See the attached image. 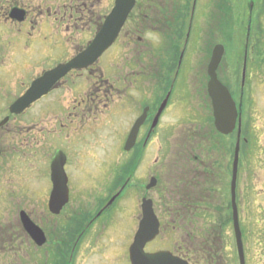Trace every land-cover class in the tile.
I'll return each instance as SVG.
<instances>
[{
	"label": "rangeland",
	"instance_id": "1",
	"mask_svg": "<svg viewBox=\"0 0 264 264\" xmlns=\"http://www.w3.org/2000/svg\"><path fill=\"white\" fill-rule=\"evenodd\" d=\"M167 1H170L171 9L177 10L179 14L181 13V10H183L180 7L181 0ZM188 1L191 3L192 0ZM187 5L188 2L183 3L181 6L186 8ZM177 6L178 8H176ZM242 14L244 26L241 32L236 33H239V35H233L232 33V35L223 36L230 38L236 35L237 44L234 45L236 48L230 46L227 49L220 73L229 86L237 104L240 102L242 82L245 81L243 130L248 144L243 147L241 153V183L238 191V206H240L246 262L247 264H264V63L261 64V61L264 60L263 0H258L255 12L256 23L259 26L257 33L249 29V35L251 33V36H247L248 13L242 12ZM168 19L171 22L174 16L170 15ZM148 31H150L148 35L146 37L144 35L142 42L138 43L140 47H145L144 50L134 49L133 44L128 47L127 40L133 36L130 33L129 35L123 33L109 54L97 63V73L95 71L93 73L84 72L81 76H75L69 83L72 90L61 86L33 107L27 113V117L25 115L15 116L18 118L16 120L21 119L28 125H40L33 131L27 132L21 138L22 143L14 141L11 137V132L8 130L11 126L8 123V128L1 131L0 146L3 150V156L0 159L1 232L10 234L11 229L14 233L20 231V217L23 214H20L21 210L29 212L35 221L41 223L44 227L46 225V229L52 231L49 243L42 247H38L29 238L17 241V249L15 250L17 255L3 258L0 260L1 264H124L123 259L128 260L127 250H125L124 255L122 249L125 243L118 241L123 222V217L120 216L126 217L129 214V219L123 222V225L129 229L128 243L131 245L141 219L143 192L138 189L140 174L137 172V153L129 154V159H126L127 153L121 146L124 142L122 140L125 127L130 120H134L140 115L134 107V102L142 94V85L136 82L126 85L123 79L129 78L132 72H136L137 75L139 66L142 68L146 66L151 68L149 70L150 80H146V86L153 88L157 86V82L162 86H166L175 78L177 64L174 61H176L178 52L181 55V51H178L180 49L176 50V48L173 49L170 46L171 36L174 37L175 45L182 44L184 39V36L174 33L175 29L170 34L165 32L160 34L157 30H150L149 27L144 29V32ZM214 40L216 39H211V41ZM137 42L139 41L137 40ZM4 43L7 44L0 41V103L10 105L13 102L9 95L12 92L11 88L17 87L12 95L14 97L20 93L22 94L29 84H25V86L19 83L20 79L12 77L14 73H8L10 77L5 75V71H9L10 67L16 72L24 68L21 67L20 62L15 63L20 59L17 58L10 46L3 47ZM164 44L167 47H163ZM193 44L194 47L190 46L186 52L183 51L182 55L187 59L183 73L178 75L180 78L178 79L177 95H179L178 98L176 96V101L178 109L182 112L180 123L175 128L174 134H165L162 146L156 145L149 155L151 159L159 158L160 161L157 167L160 171L157 177L160 178V182L165 185L166 189L171 187L173 179L164 177V163L172 155L191 157L189 149L193 146L187 143H191L197 138L203 144L200 149L194 147L195 154L200 158L203 155L205 156V146L209 140L212 141L211 144H214L212 151L210 150L212 146L206 150V156L209 158L224 152L231 154V159L234 156L236 135L226 138L217 133L213 121L210 122V108L206 96L196 94V92L201 91V81L206 80L204 77H206L207 65L216 42L210 48V39L204 40L203 37H198L193 41ZM245 44L248 45V53L243 51ZM11 53H13V56ZM246 53V73L243 77ZM47 54L45 52V55ZM62 54L66 57V52ZM19 56L24 57L22 54ZM167 58L172 60L171 63H165ZM126 59L130 61L129 72L123 65H120L122 62H126ZM45 62L46 67H51L57 63L53 55H50V57L45 56ZM3 65H5V68ZM190 65L191 67L194 66L195 72L191 73L190 78L184 79L185 72L186 75L190 72ZM100 70L107 73L108 77L115 81V84L117 82L125 87L120 86L122 92L115 95V103L117 100L119 102L113 108L115 115L111 118H109V110L106 106L108 102L102 99L103 93L98 92V89L94 88L92 83L93 80L95 81V73L99 78ZM80 72L78 74H81ZM194 83H196L195 86L192 85ZM7 91H9L8 94ZM184 92L185 95L190 92L193 94L190 102L187 100L180 101L184 97ZM147 97H150V92H147ZM182 103H184L183 106ZM44 105L45 109L48 110L41 112L40 109ZM2 113L0 121L7 117L5 110ZM127 115L129 120L126 121L125 117ZM203 120L208 123L205 129L200 126L201 123H204ZM177 121H179V115H177ZM95 129L97 131L93 133ZM183 140L185 144L181 143ZM217 143L225 145V151L224 149L223 152L220 151L217 148ZM178 146L179 148H177ZM68 147H71L72 154L82 152L81 155L85 153L87 158L77 157L76 162H73L75 164L70 165L68 170L66 169L69 172L70 184L72 183L73 186H71L72 199L70 205L58 217L54 218L49 215L45 202L52 188L51 184L47 187V180L50 177L48 178L46 173L48 170L50 176V161L58 150L65 149L67 155L71 156ZM25 165H27L26 170H28L27 177L20 178L14 167L19 166L22 168ZM87 165L90 175L81 179L80 176L76 175L79 170L77 169L75 173L76 168L74 166L83 168ZM8 167L9 172L5 169ZM104 167L111 174V177L108 176L107 180H103L104 182L98 181L99 173L103 174L99 169L103 170ZM88 170L86 169V172ZM132 174H135L134 179L131 180V183L134 184L133 189L124 191L126 192L124 196L122 194L121 199L111 206V210H108L109 213L107 214L109 216L98 222L95 228L96 231L100 230L102 223L109 222L104 225L106 232L110 231L109 238L106 235L104 237L110 243L118 241L117 244L104 246L101 249L99 243L93 237H84L78 245L77 252L69 260L68 252L74 247L75 231H77L79 225H85L87 223L85 221L94 217L95 213L113 197L112 195L123 187L122 183H125ZM195 177L197 178L192 185L194 190H187L186 194L179 195V198L181 196L185 197L184 199L180 198V200L187 201L190 205H192L190 203L192 201H203V204L207 202L211 205L208 221H205L202 215L196 218L188 217L191 218L188 226L194 228L193 239L195 242L201 240L204 228L209 229L210 234H214V236H210V239L215 242L216 249L203 258L199 254H194V264H240L232 223L228 221L232 215L229 177H227L228 180L225 185L222 182L220 185L217 179L205 175L196 174ZM48 182H50V179ZM144 183L148 184L149 179ZM85 184H88V187ZM210 185L213 188H210ZM217 185L218 189L216 191L215 187ZM156 190L157 188L149 194L155 195ZM91 191L92 193L89 194ZM101 195L103 196L98 200ZM163 200L165 203L164 209H166L170 202L166 197ZM84 201L87 202L86 206ZM98 203H101L100 206L95 207ZM222 205L226 208L221 209ZM114 213H116V216ZM188 218H185L186 222ZM167 229L161 236L160 241L153 242L148 251L173 246L176 236H167ZM60 233L63 243L59 238ZM103 241L104 238H101V242Z\"/></svg>",
	"mask_w": 264,
	"mask_h": 264
},
{
	"label": "flooded vegetation",
	"instance_id": "2",
	"mask_svg": "<svg viewBox=\"0 0 264 264\" xmlns=\"http://www.w3.org/2000/svg\"><path fill=\"white\" fill-rule=\"evenodd\" d=\"M187 2L188 5L186 6V8L181 6L183 3L186 4ZM114 3L115 0H0V41L7 43V44L4 43L3 47L10 46V48L14 51L17 58L20 59L15 61V63L20 62L22 64L21 67L24 68L16 72L10 67L9 71H5V75H7V77H10L8 73H14L12 77L13 78L17 77L18 79H20L19 83L24 85L25 84L31 85L32 82L38 77L42 76L45 73V71L51 70L54 67L58 66L59 64L68 62L78 53L82 52L84 49L87 48V46L95 36L96 32L101 27L104 19L113 9ZM257 4H258V0H203V3L199 2V0H193L192 3H190L188 0H184V1L181 0L180 7L183 8V10H181V13L179 14L177 10L174 11V9H171L170 1L137 0L136 7L133 10L131 16L129 17L123 29V33H127L128 35L130 33V35L133 36L129 40H127V46L130 47V45L133 44L135 46L134 49H139V50L145 49V47H140L138 43H141L143 40V36L144 35L147 36L148 33L150 32V31L144 32V29L147 27H149L150 30L153 29L157 30L158 33L160 34L163 32H165L166 34H170V32H172L173 29H175L174 33L182 35L183 37L185 33L184 32L185 23L188 18L186 16V11L188 10L191 12V14L189 19L188 30L185 35L186 38L189 35V33L190 35H192L193 32L196 30L197 22H199V25L205 29L211 21H215V23H217L218 25L217 31L220 36L226 35V32H229L230 35H232V33L236 34L238 31H242V28L244 26V23L242 21V16H243L242 12H245V9L247 7L248 31L246 28V32L248 34L247 36H251V33L249 35V29L251 31L254 30L255 32L259 29L255 17ZM263 6H264V0H263ZM176 8H178V6ZM218 8L220 9L219 10L220 14L218 16H216L215 14L211 15L212 11ZM198 11L200 12L199 19L195 17V14ZM177 13L178 15H176ZM170 15L174 16V19L171 22L168 19ZM171 38L172 41L170 46H172L173 49L176 48V50L180 49L178 51H181V55L179 56V59L176 58V61H174L176 62L178 69L179 65L184 63V60H181L182 52L183 51L186 52L191 46V38L189 37L188 39L189 43L187 44L184 43L182 47L181 45L178 44L175 45V40L173 35L171 36ZM137 40L139 42H137ZM163 47H167V45L164 44ZM45 52L48 54L45 55ZM65 52H66V57H64L62 54ZM20 54H22L24 57H20L19 56ZM11 55L13 56V53H11ZM50 55H53V57H55L57 63L51 67L50 66L46 67L45 56L50 57ZM171 61L172 60L170 58H167L165 63L168 64L171 63ZM120 65H123L128 72L130 71L129 59H126V62L124 63L122 62ZM3 67L5 68V65H3ZM96 67L97 64L88 68L87 70L81 71L80 72L81 74H78L79 71H72L65 78H63L61 82H59V86L57 85V87L53 91L57 90L58 88H61V86L68 88L69 90H72V87L70 86L69 83L75 76L77 75L81 76L84 74V72H88V73H93L94 71L96 72L97 71ZM150 69L151 68H148L146 66L144 68L139 66V69L137 71L138 74L136 75V77H134V80L132 82L129 81L130 77L129 78L126 77L123 79L126 85H129L130 83L134 84V82L142 85L141 86L142 94H140V97L136 99L137 101L136 109L138 113L139 112L143 113L144 110L147 111L146 120L143 122L140 128V134L137 140V144L130 152H125L127 153L126 159H129L130 157L129 154L137 153L136 155L137 157L136 161L138 164L137 172H139L140 174V182L138 185V189L141 192H143L142 202L143 200L150 202V205L152 206L154 213L160 223L159 235L153 242H156L157 240L160 241L161 236L163 235V233L167 228H168L166 231L167 236L169 237H172L174 235L176 236V241L171 248L157 249L150 252H157L163 250L170 251L175 256H178L181 259L187 261L189 264H194L193 262L194 254H199L203 258L210 252L214 251L216 247H215V242L211 241L210 239L209 229L206 228H204L202 231V237H201L202 241L201 240L199 242L194 241L193 239L194 228H190L188 226L191 219L188 217L196 218L199 215H202L205 221H208L209 206L207 202L203 204V201H198V202L192 201L190 202L192 205H190L187 201L185 202L181 201L180 198L184 199L185 197L181 196L179 198V195L186 194V191L189 189L194 190V188H192V185L195 183L194 180L197 178L195 177L196 174H199L200 176L205 175L207 177H212L214 179H217L220 185L221 182L224 185L226 184V181L228 180L227 177H229V180L231 181L233 175L234 158L231 159V154L228 153L226 154L225 152L220 155H214L215 157H211V158L206 156V150L210 149V146H212L210 150L211 151L213 150L214 144H211L212 143L211 140H209L207 145L205 146V156L203 155L202 158L195 155L194 147H191L189 149V151L191 152V154L189 155L191 157L189 156L177 157V155H172V157L169 158L168 161L164 163L165 166L164 177H171L173 179L171 181V187L169 189L165 188V185L162 184V182H160V178L157 177V174H159L160 171V169L157 167V164L160 160L158 157L151 159L149 155L154 150L156 145H159V147L162 146L163 141L161 140V131L164 130L166 132L172 133L176 125V123L171 120V118L174 115H176V110H177V103L173 101L172 98L169 99L168 104L166 105L163 113L158 119V122L155 124L156 115L161 107L162 101L165 98V96H167L171 88L176 87V82L175 79H173L170 83L164 80L165 82L168 83L166 86H162L157 82V86H154L153 88H151L150 86L147 87L146 80H150V76H151L149 72ZM96 73L94 74L95 81L93 80L92 83L94 88L96 87L98 89V92L103 93L102 99L108 102L106 103V106H108L109 118H111L115 115V113H113V108L116 106L117 102H119L117 100L115 103L114 93L115 91L116 93H118L121 87L122 88L125 87L121 84L119 85L117 82L115 84V81L110 77H108L107 73H103L101 70H100L99 78L96 76ZM16 88H17L16 86H14L13 89L11 88L12 92L9 95L11 96L13 102L10 105H2V103H0V116H2L3 114L2 111L5 110V114H7V117H9L8 124L9 126H11V128H9L8 130L11 132V137H13L14 141L16 142L20 141V143H22L21 138L24 137L27 132L29 133L30 130L33 131L35 128H37L40 125L39 124L28 125L21 119L19 121L16 120L18 118L15 117V115H10V106L21 95L25 93V91L29 88V86L22 94L20 93L19 95L12 97L13 92L15 91L14 89ZM145 88H147L146 91ZM9 91H7L6 93L8 94ZM53 91L51 93H53ZM147 92L148 93L150 92V97H147ZM42 99L40 101H42ZM39 102L33 104L28 110L23 112L21 115L22 116L25 115L27 117V113L30 112V110L33 107H35ZM45 110L48 109H45V105H44L40 109V111L45 112ZM125 119L126 121L128 120V115L125 117ZM1 122L2 121H0V123ZM8 124H5L4 126L0 127V134L1 131H4L5 129L8 128ZM129 124L130 122L125 127V133L123 135L124 138L123 144L126 142L131 130L128 127ZM96 131L97 129H95L93 133H96ZM234 134L236 135V141H237L239 137V129L236 132H234ZM231 136L232 134L227 136L226 138ZM123 144L121 148H123ZM217 146H218L217 148H219V150L222 152L223 149L224 151L226 149L225 145L223 146L217 143ZM68 149H69V154L71 156L67 155L65 149H61L66 154V158H67L65 164V170L66 169L68 170V167L70 165L75 164L73 162H76L77 157L79 158L83 156L87 158L85 153L84 155H81L82 152H79V154L77 153L74 155L72 154L71 147L70 148L68 147ZM2 156H3V150L0 146V159ZM51 161H50V168H51ZM26 166L27 165H25L24 167L22 166V168L19 166L14 167L16 173L19 175L18 177L20 178L27 177L28 170H26L27 169ZM74 168H76L74 170L75 173L77 172V169L79 170V172L76 173V175L80 176L81 179L84 176L90 175L88 170V165L83 168L74 166ZM5 169L7 172H9V170H7L9 169V167ZM86 169L88 170V172H86ZM99 171L103 172V174L99 173V177L97 178L98 181H103L104 179L107 180L108 176L109 178L111 177V174L106 170V167H104L103 170L99 169ZM66 173L69 178V172L66 171ZM46 175H48V178L50 177L49 178L50 182H48L49 179L47 180V187L49 186V184H51L52 186L51 171H50V176L48 170ZM134 177L135 174L133 175V179ZM147 179H149L148 184L144 183V181L147 182ZM130 180L131 177H129L125 183H122L123 187L120 188L119 191H117L114 195H112L113 197H115L117 194L120 193V195L116 197L115 201L112 204L109 203L113 199V197L110 198L107 201V203L99 209L97 213H95L94 217L85 221L87 222L85 225L83 226L79 225V228L77 229V231H75L76 237L74 241V247L71 248L68 252L69 260H71L73 255H75V253L77 252V248L79 247L78 245H80L84 237L86 238L90 236L93 237L95 241L99 243L101 249H103L104 246H109V245L114 246L117 244L118 241L124 242L125 244L122 247L124 251V255H125V250H127V253L129 255L130 245L128 243V238L130 234L127 226L123 225V222L129 219V214H127L126 217L122 215L120 216L123 217V222L121 221L122 227L118 241L110 243L104 237V235H106V237L109 238L108 234L110 233V231L108 230L106 232L104 227V225L105 224L107 225L109 222H105V223L101 222L102 224L100 230L96 231L95 228L98 222L102 221L103 219L109 216L107 214L109 213L108 210H111L112 208L111 206L114 205L115 202L121 199L122 194L124 196V193H126L124 191L126 189L127 191L130 190L131 188L133 189L134 184L131 183ZM240 183L241 182H240V168H239L237 175V183H236L237 204L239 201L238 191L240 188ZM71 186L72 183L70 184V178H69L70 201L68 205H66L62 209V211L57 215L52 214L49 210V200L52 192V188H51L45 200L47 211H49V215H52L51 217L54 218L58 217V215H60L70 205L72 199L71 193L73 187ZM85 186L88 187V184H85ZM229 187H230V182H229ZM156 188H157L156 191L158 192L155 191L156 193L155 195H150L149 193L152 190H155ZM91 193L92 191L89 192V194ZM102 196L103 195L98 197V200H100ZM164 197H166L170 202V205L167 206L166 209H164V204H165L163 200ZM86 203L87 202L84 201L85 206L87 205ZM100 204L101 203L96 204L95 207H99ZM89 207L90 206L88 205V208ZM225 208L226 207L222 205L221 209H225ZM142 209L143 207L141 203V218L143 216ZM22 212L25 211L21 210L20 214ZM25 213H27V215L35 222V224H37L39 227L43 229L45 233V245L48 244L49 240L51 239L52 231L46 229V225L44 227V225L42 226L41 223L35 221L34 218L31 217V214L29 212H25ZM114 214L116 216V213ZM185 218H188L187 222ZM228 221L231 222V219H228ZM20 223H21L20 231H15V233L12 229L10 234L3 233L0 230V260H2L3 258H10L12 255L14 256L17 255V252L15 251L17 249L16 247L17 241H23L29 238L35 244L30 234L26 231L23 222L21 220V217H20ZM178 237H180L179 240H177ZM59 238L61 240V243H63L61 239V233L59 235ZM101 238H104L103 242H101ZM153 242H151L147 246L148 250H149V246ZM60 250L61 249L59 247V251ZM123 261L124 264H130L129 258L128 260L123 259Z\"/></svg>",
	"mask_w": 264,
	"mask_h": 264
},
{
	"label": "water",
	"instance_id": "3",
	"mask_svg": "<svg viewBox=\"0 0 264 264\" xmlns=\"http://www.w3.org/2000/svg\"><path fill=\"white\" fill-rule=\"evenodd\" d=\"M136 0H117L116 6L107 18L102 30L99 32L92 44L78 56L66 64H61L55 69L46 72L41 78L35 80L24 96L19 98L12 106L11 112L19 114L39 100L65 77L73 69H84L92 65L98 58L116 41L129 13ZM224 54L223 46L215 48L213 58L209 65V93L213 101L217 117L218 128L225 132H231L235 127L237 111L235 103L228 89L221 84L217 78V69ZM4 121L2 124H5ZM140 123V122H139ZM138 123V124H139ZM138 124L134 128V133L138 129ZM130 144V143H129ZM239 158V144L236 149V162ZM66 162L65 155L58 151L52 161V181L54 188L51 196L50 208L54 213H58L69 200L67 176L64 170ZM236 170V169H235ZM235 232L241 264H245L242 233L238 221L237 208L234 205ZM23 224L29 234L41 246L45 243V238L41 230L25 215L22 217ZM158 222L150 204L144 205V219L140 223V229L136 235L135 242L131 246L130 256L132 264H187L167 252L147 254L144 251L146 244L158 235Z\"/></svg>",
	"mask_w": 264,
	"mask_h": 264
}]
</instances>
